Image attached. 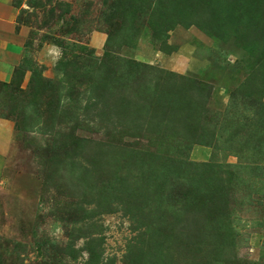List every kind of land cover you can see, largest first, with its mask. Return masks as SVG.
Returning a JSON list of instances; mask_svg holds the SVG:
<instances>
[{"label":"rangeland","instance_id":"rangeland-1","mask_svg":"<svg viewBox=\"0 0 264 264\" xmlns=\"http://www.w3.org/2000/svg\"><path fill=\"white\" fill-rule=\"evenodd\" d=\"M204 2L213 11L202 23L159 37L140 25L141 0H0L22 41L0 81L12 132L0 156V264H264V36L249 30L264 26V0ZM106 54L205 84V101L174 85L166 104L190 119L120 123L78 81ZM141 90L147 106L159 98Z\"/></svg>","mask_w":264,"mask_h":264},{"label":"trees","instance_id":"trees-1","mask_svg":"<svg viewBox=\"0 0 264 264\" xmlns=\"http://www.w3.org/2000/svg\"><path fill=\"white\" fill-rule=\"evenodd\" d=\"M204 1H210V3L212 2V0H141V8L138 7V14H142L140 16V18H142L140 25H147L152 32V36L161 37L164 33L171 30L178 24H181L182 26L200 24V22L195 19V16L199 17L202 23L205 13L210 14L213 11L212 8L207 9V5ZM186 5L194 6L198 9L200 7L202 8H200L198 12L194 11L192 13L190 12L189 7L186 8ZM259 11L261 13L264 12V4L259 5ZM244 18L245 15H242L238 21L241 22ZM136 28H139V26L135 27V29ZM246 29L248 28L246 27ZM249 30H255V37H252L251 35L252 39H257L258 41L262 40V36H264L263 25H258L257 29ZM160 34L162 35L160 36ZM251 41L253 45L258 44L253 40ZM255 48L260 51L259 57L264 59V49L260 50L257 47ZM115 62L116 61L114 59L108 57V54L104 55L102 58L98 59L97 64L93 68L92 76L83 75L78 81L84 83V85H86L93 93L92 104L102 107L103 110L107 112L110 111L111 114L113 113L112 117L117 119L120 123L124 120H128L129 123L134 125L137 124L138 121L145 122L147 120H151L152 122L156 119L162 121L167 119V117L164 116L165 114L172 112H174L176 117L178 115L180 120H184V118L190 119L191 113L187 112L185 115H183L184 112L181 113L179 109L171 108L166 104V98L171 93L177 91L174 85H185L189 82V90H184V96H187V98L190 100L189 102L191 104L196 103V105L199 106L205 101L204 98L206 97V92L203 88H207L206 85L200 84L189 77L176 75L172 72L162 70L161 68L148 63L127 59H121V65ZM59 64L60 66H67L70 64V62L64 57L60 60ZM70 75H75L72 68L66 69V76ZM158 80H161L162 83ZM43 81L47 85V91L56 87V80L51 78H43ZM72 84L73 83H71V85ZM142 88L152 91L154 94H156V96L159 95V98L153 105L147 106L143 102L141 98V94H143V90H141ZM34 89L37 95L36 99L41 98L40 96L44 93L41 92V84L35 86ZM109 118V116H106V120H109ZM187 133L189 136L192 135V132H184V135ZM190 139L193 140V136L192 138L190 137ZM80 142L102 145L100 142L99 144L98 142L86 140L84 138L80 139ZM105 154L106 152H101L99 149L95 155H97V157L99 155L98 160L99 162H102L103 159H106L105 161H107ZM92 156L94 155L92 154ZM97 157H95L96 160ZM111 170L112 169L110 168L108 170H104L103 167L100 168V171H108V173L109 171L112 172L114 175L113 178H117L121 175V172L116 175V172L119 171V168H115L112 171ZM85 233H87L84 234L87 245L85 249L87 250L89 259L91 260L95 258V250L91 246L92 242L94 240H98L99 238H96V236H90L92 233L97 234L95 228H93L92 225L87 227Z\"/></svg>","mask_w":264,"mask_h":264},{"label":"crops","instance_id":"crops-1","mask_svg":"<svg viewBox=\"0 0 264 264\" xmlns=\"http://www.w3.org/2000/svg\"><path fill=\"white\" fill-rule=\"evenodd\" d=\"M3 13L0 12V15ZM21 36L12 31L11 24H7L0 17V81L11 78L14 66L18 63L22 52ZM12 132L7 120L0 118V156L10 147Z\"/></svg>","mask_w":264,"mask_h":264}]
</instances>
